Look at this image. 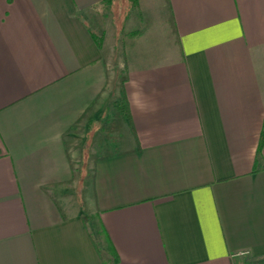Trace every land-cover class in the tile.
Returning <instances> with one entry per match:
<instances>
[{
    "label": "crops",
    "instance_id": "0c3cea01",
    "mask_svg": "<svg viewBox=\"0 0 264 264\" xmlns=\"http://www.w3.org/2000/svg\"><path fill=\"white\" fill-rule=\"evenodd\" d=\"M263 123L264 0H0V264H264Z\"/></svg>",
    "mask_w": 264,
    "mask_h": 264
},
{
    "label": "rangeland",
    "instance_id": "374dc122",
    "mask_svg": "<svg viewBox=\"0 0 264 264\" xmlns=\"http://www.w3.org/2000/svg\"><path fill=\"white\" fill-rule=\"evenodd\" d=\"M121 2V4H119V7H118V9L119 10H125L126 9V5L124 6L123 5V2L122 1H120ZM126 3V2H125ZM117 9V10H118ZM128 9V8H127ZM126 9V10H127ZM126 12V11H125ZM116 13H117V11H116ZM97 14L99 15L98 16V18H100L101 17V20H102V22L103 23H105V24H109L111 21H113V24H114V26H115V24H116V20H117V23L119 24V28L121 29V27H122V23H123V21H122V17L121 16H118V18L119 19H117L116 17H115V14H114V11H112L111 9L110 10H107V11H97V12H92V14H91V18L89 19V23L90 24H94V22L96 21V19H97ZM117 15V14H116ZM92 18H93V20H92ZM94 21V22H93ZM115 21V22H114ZM100 22V21H99ZM116 67H118V65L116 66ZM121 70L122 69H120V68H117L116 69V72H117V83H121V78L123 77V75H121V74H119L120 72H121ZM83 157H85V155H83ZM74 158H75V156H74ZM78 158L80 159V157L79 156H77L76 155V159L78 160ZM77 160H75L76 162H75V166L76 167H78V168H76V170H78L79 169V167H80V161H77ZM79 173V172H78Z\"/></svg>",
    "mask_w": 264,
    "mask_h": 264
},
{
    "label": "trees",
    "instance_id": "16d2710c",
    "mask_svg": "<svg viewBox=\"0 0 264 264\" xmlns=\"http://www.w3.org/2000/svg\"><path fill=\"white\" fill-rule=\"evenodd\" d=\"M129 1L133 3V8L135 9L138 8V0H129ZM124 81H125V77L123 76L121 78L120 85H122ZM114 107L116 108L117 113L119 115L124 116L128 120L131 118L129 102L125 95L122 96L121 99L115 100ZM263 145H264V123H263V127H262L261 134H260V140H259V145L257 149V156L260 154Z\"/></svg>",
    "mask_w": 264,
    "mask_h": 264
},
{
    "label": "clouds",
    "instance_id": "9594fccd",
    "mask_svg": "<svg viewBox=\"0 0 264 264\" xmlns=\"http://www.w3.org/2000/svg\"><path fill=\"white\" fill-rule=\"evenodd\" d=\"M134 86H136V85H134ZM137 87L140 88V92H134L133 95H134V96H142V95H143L142 85H139V86H137ZM136 106H137V107H140L139 104H137Z\"/></svg>",
    "mask_w": 264,
    "mask_h": 264
},
{
    "label": "built area",
    "instance_id": "2783aa9c",
    "mask_svg": "<svg viewBox=\"0 0 264 264\" xmlns=\"http://www.w3.org/2000/svg\"><path fill=\"white\" fill-rule=\"evenodd\" d=\"M243 253H247V252H243Z\"/></svg>",
    "mask_w": 264,
    "mask_h": 264
}]
</instances>
